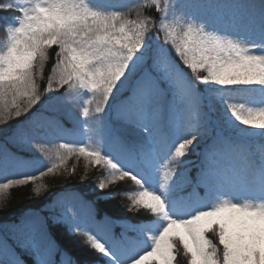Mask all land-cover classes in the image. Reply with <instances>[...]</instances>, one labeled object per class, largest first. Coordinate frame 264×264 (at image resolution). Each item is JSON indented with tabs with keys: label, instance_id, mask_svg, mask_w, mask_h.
Here are the masks:
<instances>
[{
	"label": "snow or ice",
	"instance_id": "6c2138e0",
	"mask_svg": "<svg viewBox=\"0 0 264 264\" xmlns=\"http://www.w3.org/2000/svg\"><path fill=\"white\" fill-rule=\"evenodd\" d=\"M0 12L17 13L0 18V174L42 164L33 146L69 134L55 113L83 93L96 99L94 114L88 99L71 131L93 119L102 143L59 146L110 176L89 197L54 194L15 220L0 218V264H179L181 254L187 264H264V0H135L125 10L0 0ZM214 105L223 125H213ZM189 152L199 157L195 175ZM67 155L31 174L0 175V204L30 183L39 196L37 180ZM126 179L138 190L120 187ZM108 184L117 187L106 192ZM124 193L128 212L146 214L109 213L107 202ZM116 225L122 231L107 239L93 231ZM80 235L76 254L68 241Z\"/></svg>",
	"mask_w": 264,
	"mask_h": 264
},
{
	"label": "trees",
	"instance_id": "16d2710c",
	"mask_svg": "<svg viewBox=\"0 0 264 264\" xmlns=\"http://www.w3.org/2000/svg\"><path fill=\"white\" fill-rule=\"evenodd\" d=\"M3 2H9V0H3ZM100 4L115 8L117 10H125L126 6L131 3H134L135 0H98ZM143 11V10H142ZM15 12H0V18L3 17H11L16 15ZM148 15H157L154 9L149 8L146 10ZM132 18H135V12L132 14ZM162 39V37H161ZM6 43V36L3 31H0V47H3ZM56 49L52 48L49 52L50 59L46 63V66L43 71V76L38 80L41 90L47 84V77L50 74L51 65L53 63L52 56L55 53ZM202 87V86H200ZM61 92L64 89L60 90ZM59 95V93H55ZM88 99H92V103L89 106L90 108V116L94 114L96 99L94 97H90L87 94L76 93L74 95V99L70 102L69 105L62 107L59 112L55 113L60 119L63 128L68 130L69 134L62 135L60 133H52L44 139V142L39 145H34L33 147L38 149L35 152L36 157L42 164H34L32 167H22L16 170H12L8 173H2L0 175L5 176H16L22 173L31 174L34 171H37L39 167L42 165H51L52 163H59V157L62 155H67L66 150L60 148L61 143H69L74 146H80L81 143L87 145L89 147H97L102 142L98 134L96 133V124L93 119H89L87 121V127L80 131L78 127H76L75 131L73 128L75 127L74 121L76 118L83 120V117L80 115V109L82 105L86 103ZM232 100H241L242 96H232L230 97ZM39 107V105H37ZM215 112L209 113L213 125L215 126L217 123L223 125V113L220 110V105H214ZM24 119V117H21ZM15 123V120L12 121ZM185 135V131L182 130L180 133V138H183ZM175 139V138H173ZM257 144H259V138L257 137ZM3 142V137H0V143ZM172 141H169V145H171ZM203 150V144H201L198 151ZM23 155H28V153H24ZM185 159L192 160L194 163L191 166V174L195 175L196 165L199 164V157L197 155L189 154L185 157ZM168 169L167 161L159 166V175L162 178L163 172ZM179 170V169H177ZM109 169L105 166H95L92 165L85 157L80 156L78 154L67 155V158L64 160L63 164L60 168H58L55 172L49 173L48 175L41 177L37 180V184H43L44 189L42 190L39 196H36L33 192L34 185L28 184L25 186H17L14 189L10 190L3 203L0 204V208H3V211L0 212V218L15 220L21 212L32 208L37 205V203H43L49 201L54 194H60L61 198L68 199L69 201L76 194L84 195L85 197H89L92 195L91 189L98 185L102 180L109 181L110 176L108 175ZM120 187H128V188H136L134 184L127 179L124 182H118ZM117 187V184H108L105 188L106 192H113ZM138 190V188H136ZM201 194H203L204 190H200ZM131 193H124L120 195H115L107 204L105 205L107 211L115 216H134V215H145L146 213L140 212H128L129 200L127 196ZM210 202V201H209ZM93 231L101 234L105 239L112 235H119L122 231V228L119 225L116 226H108L105 228L104 226L96 227ZM210 238L215 239L214 237ZM84 240V236L80 235L72 238L68 241V246L71 251L76 254H82L83 249L81 247V243ZM179 264H187L186 259L182 256L178 258Z\"/></svg>",
	"mask_w": 264,
	"mask_h": 264
}]
</instances>
